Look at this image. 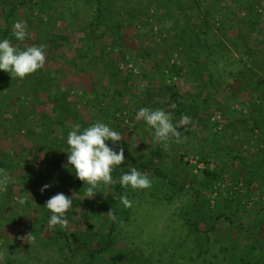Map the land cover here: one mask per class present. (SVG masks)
I'll return each mask as SVG.
<instances>
[{"label":"rangeland","instance_id":"obj_1","mask_svg":"<svg viewBox=\"0 0 264 264\" xmlns=\"http://www.w3.org/2000/svg\"><path fill=\"white\" fill-rule=\"evenodd\" d=\"M91 1L31 0L5 36L0 17V39L45 52L44 66L22 80L0 71V169L8 175L0 185V264H85L111 225L113 246L93 264L119 253L128 255L122 264H264V0H196L197 7L188 0L197 47L161 0H105L96 50L115 63L121 95L98 67L72 63L94 16ZM17 20L27 25L24 41L12 35ZM142 107L164 109L174 125L185 115L192 123L178 126L186 135L157 144L135 118ZM96 121L121 134L116 145L106 143L123 148L125 159L88 198V186L64 167V151L75 124L83 130ZM152 163L160 176L152 167L143 172L151 187L127 188L131 205L120 201L114 220L104 215L99 198L121 173ZM57 193L72 197L65 228L73 254L41 228L44 205Z\"/></svg>","mask_w":264,"mask_h":264},{"label":"clouds","instance_id":"obj_2","mask_svg":"<svg viewBox=\"0 0 264 264\" xmlns=\"http://www.w3.org/2000/svg\"><path fill=\"white\" fill-rule=\"evenodd\" d=\"M12 35L17 41H24L27 33V25L22 20H17L13 24ZM45 63L44 45L30 46L24 50H18L12 46L8 38L0 39V71L7 73L11 79H24L27 75L40 70ZM135 118L142 120L148 129H151L153 142L157 144H167L172 139H178L180 133L177 127L192 123L190 117L182 116L179 124L174 125L170 114L164 109L139 108ZM116 145L121 141V134L112 129L108 124L96 121L81 130L80 124H75L69 131L66 139L67 162L65 168L70 170L76 179L86 184L87 196L91 198L95 195V190L100 185H108L112 182L111 173L114 167L124 162V150L120 148L114 150L109 145ZM8 180L7 173L0 169V185H4ZM118 183L122 188L141 190L151 187L149 177L131 167L128 172L120 175ZM44 185L41 191L46 189ZM119 199L124 206H130L131 201L124 195ZM72 206V197L64 193H57L49 198L44 208L48 210V227L51 229L56 225L64 227L67 224L65 213ZM109 214L115 218L109 210Z\"/></svg>","mask_w":264,"mask_h":264},{"label":"trees","instance_id":"obj_3","mask_svg":"<svg viewBox=\"0 0 264 264\" xmlns=\"http://www.w3.org/2000/svg\"><path fill=\"white\" fill-rule=\"evenodd\" d=\"M40 1H44V0H40ZM163 5H167V7H170V9H172L174 12H178L179 15L181 16V18L183 19V24L185 25V33L186 35V41H189L191 43L192 47H197L199 45V41L197 40V33H195L194 28L191 26L190 21H189V15L186 12V10H190L192 8L187 6L188 0H161ZM29 2H31V0H0V17L4 18V23L7 25L6 29L3 32V36L7 35L9 32L8 29V25H9V21L13 20L17 17V12L19 8H25L24 6L27 5ZM92 6H93V19L82 29V32H85V37L82 39L83 43L81 46V51H79L76 55V57L73 60V65H78V64H82L85 61L91 65H94L95 67H98L99 72L101 74V76L106 80V83L108 85L109 88H113L115 91H117L118 95H121L123 92V88H124V84L122 83H118L116 80V74L114 72V62L112 60L106 61L102 56L104 54V51H100V50H96V46H97V41H96V36H95V30L98 28L99 24H104L103 22H106V18L104 15L105 9H104V3L105 0H92ZM192 5L197 7L198 3L196 2V0H191ZM166 15H170L171 12H169L167 10V12L165 13ZM164 14V15H165ZM163 15V16H164ZM238 32V36L241 37L239 31ZM176 39H178L179 41H181V37L179 36H175ZM97 52V54H96ZM251 55H253L252 52H250ZM85 62V63H86ZM200 66L201 68H203L204 66L201 65H197ZM199 67V68H200ZM155 68H157V70L162 69V70H168V72L170 73V71L172 70H176L178 69V67H176L175 65H171L170 67H168L167 65H162L160 63H156L155 64ZM174 72V71H172ZM167 89H169V91L171 92L172 87L167 86ZM261 88V87H260ZM261 94L263 95L264 98V89L261 88ZM172 97H178L176 93L171 92L170 93ZM178 105H180L179 102H177ZM204 106H206V99L203 102ZM178 112H181L180 110ZM60 124V123H59ZM61 125V124H60ZM177 131L180 133L179 137H182L184 135L187 134V131L184 130V128L178 127ZM226 152H228L229 150L225 149ZM158 156V155H157ZM234 161L237 162H242L241 159H239V157H233ZM242 165L244 163H241ZM152 167V170L154 172V174H156L157 176H160V173L155 170L156 166L152 163L149 166H144L143 170H138L140 172H145L148 171L150 168ZM246 167V166H244ZM249 168V167H247ZM250 169V170H249ZM249 172L253 173L256 175V172H254L251 168H249ZM127 172V171H124ZM122 172V173H124ZM121 173V174H122ZM207 175L210 178H214L215 175L213 173H207ZM119 180V179H118ZM118 180L116 181V183L113 186L112 189V193L105 195L104 197H100L98 204H99V209L100 211L109 217L113 216L109 214V210L111 211V213L114 215V217L116 218L119 215V209H118V203L120 202L119 196L120 195H125V191L127 188H122L121 185L118 183ZM261 185L264 186V177L261 178L260 180ZM114 218V219H115ZM113 219V220H114ZM42 229H45V231L47 230V232L49 233H55L58 237H61L64 241V245L66 246L67 250L73 254V252H75L74 246H73V241L71 236L69 235V233L67 232L65 226L64 227H60L59 225L54 226L53 228H49L48 227V221L44 220L43 224L41 225ZM112 225L108 227L106 233H105V237H106V242L103 243L101 245L98 244L90 253H88L87 255V260L85 264H93L95 260L98 259V257L102 256L107 250L108 248L113 246V240L112 238ZM128 259V255L125 253H119L115 256L110 257L108 264H122L124 261H126Z\"/></svg>","mask_w":264,"mask_h":264}]
</instances>
